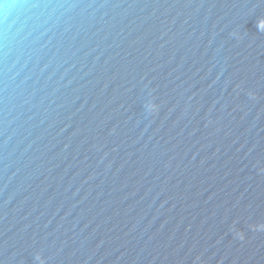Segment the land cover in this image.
Masks as SVG:
<instances>
[{
    "label": "water",
    "instance_id": "obj_1",
    "mask_svg": "<svg viewBox=\"0 0 264 264\" xmlns=\"http://www.w3.org/2000/svg\"><path fill=\"white\" fill-rule=\"evenodd\" d=\"M0 264H264V0H0Z\"/></svg>",
    "mask_w": 264,
    "mask_h": 264
}]
</instances>
